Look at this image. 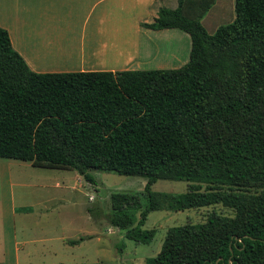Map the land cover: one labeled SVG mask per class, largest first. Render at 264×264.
<instances>
[{"label": "trees", "instance_id": "16d2710c", "mask_svg": "<svg viewBox=\"0 0 264 264\" xmlns=\"http://www.w3.org/2000/svg\"><path fill=\"white\" fill-rule=\"evenodd\" d=\"M215 1L179 0L142 23L190 35L176 69L39 73L0 26V158L90 183L92 170L144 177L142 194L112 193L107 214L138 243L154 240L153 211H234L169 228L147 264H264V0H235L234 21L210 33ZM159 180L188 189L154 191Z\"/></svg>", "mask_w": 264, "mask_h": 264}, {"label": "rangeland", "instance_id": "374dc122", "mask_svg": "<svg viewBox=\"0 0 264 264\" xmlns=\"http://www.w3.org/2000/svg\"><path fill=\"white\" fill-rule=\"evenodd\" d=\"M178 1L165 0L160 4L176 8ZM235 18V0H216L202 23L208 32L214 33ZM149 35L143 36V41L151 44L153 52L142 59L137 69H176L189 61L192 40L185 31L175 28ZM91 173L96 183H90L75 170L34 167L29 162L0 158V207L10 259L15 224L19 241L38 240L27 243L21 264H147L161 250L169 228L204 222L214 210L234 215L233 210L221 204L179 212L153 211L144 228L156 229L154 240L138 243L113 226L107 214L112 193L142 194L147 180L116 172ZM152 189L183 193L188 182L159 180ZM141 199L145 206L147 196L141 195ZM75 240L79 242H70Z\"/></svg>", "mask_w": 264, "mask_h": 264}, {"label": "crops", "instance_id": "0c3cea01", "mask_svg": "<svg viewBox=\"0 0 264 264\" xmlns=\"http://www.w3.org/2000/svg\"><path fill=\"white\" fill-rule=\"evenodd\" d=\"M164 1L0 0V26L9 31L14 49L35 72L137 69L142 59L153 52L151 44L143 41V36L172 30H153L142 26V23L155 20L163 7L160 2ZM122 26V30L132 36L130 44L125 39L107 35ZM107 39L124 43L127 47L129 44L131 55L125 63L118 64L114 62L117 60L108 58ZM29 163L33 166L32 162ZM0 210V264H21L27 243L38 240L19 241L15 224L11 246L13 259H10L1 207Z\"/></svg>", "mask_w": 264, "mask_h": 264}, {"label": "bare ground", "instance_id": "6f19581e", "mask_svg": "<svg viewBox=\"0 0 264 264\" xmlns=\"http://www.w3.org/2000/svg\"><path fill=\"white\" fill-rule=\"evenodd\" d=\"M122 27L119 30H117L118 32L113 31L111 33H108L107 35L112 36V38H114V39H121V38H122V40L125 39V42L129 41V44H130L132 36L131 37L129 36L128 31H126V30L123 31L124 27L123 28ZM128 28H129V26H128ZM109 36H107V37H109ZM107 41H109V46L107 49L108 58H111L112 60H114V59L117 60L114 62H118V64L119 63H121V64L125 63L128 60L129 56L131 55V53H130L131 50L129 49V44L127 47V46H125L124 43H122L123 46H121L122 44L118 43L116 40H113V39H107Z\"/></svg>", "mask_w": 264, "mask_h": 264}]
</instances>
